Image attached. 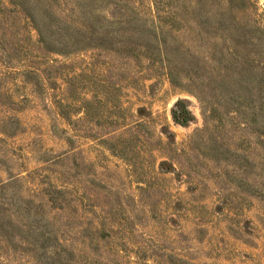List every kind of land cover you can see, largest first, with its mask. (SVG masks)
Segmentation results:
<instances>
[{
    "label": "rangeland",
    "instance_id": "rangeland-1",
    "mask_svg": "<svg viewBox=\"0 0 264 264\" xmlns=\"http://www.w3.org/2000/svg\"><path fill=\"white\" fill-rule=\"evenodd\" d=\"M129 1L153 15L154 0ZM191 2L171 0V36L204 54L214 41ZM196 94L145 55L49 53L0 0V264H44L32 250L47 230L71 264H264V135L224 107L206 124L217 105ZM179 101L187 126L172 116ZM227 147L250 157L245 172L219 158Z\"/></svg>",
    "mask_w": 264,
    "mask_h": 264
},
{
    "label": "trees",
    "instance_id": "trees-1",
    "mask_svg": "<svg viewBox=\"0 0 264 264\" xmlns=\"http://www.w3.org/2000/svg\"><path fill=\"white\" fill-rule=\"evenodd\" d=\"M10 3L34 25L47 52L70 55L97 49L127 58L145 55L160 62L174 87L192 86L203 107L209 101L217 105L208 111L206 124L209 118L223 123L217 115L224 107L239 127H255L264 135V14L257 8L250 10L249 0H192L193 12L187 15L202 28L201 40L214 41L204 54L184 51L172 38L171 0L166 5L154 0L152 16L142 14L129 0H70L62 6L55 0ZM172 116L181 126L194 120L183 101L176 104ZM225 152L219 158L228 162L237 156L245 172L250 157L232 155L228 147ZM29 232L34 234L36 228ZM54 234L47 230L35 238L32 252L43 256L44 264H71L73 252Z\"/></svg>",
    "mask_w": 264,
    "mask_h": 264
}]
</instances>
